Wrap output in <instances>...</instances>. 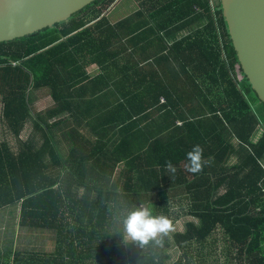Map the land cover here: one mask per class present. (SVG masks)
Returning <instances> with one entry per match:
<instances>
[{
	"label": "trees",
	"instance_id": "1",
	"mask_svg": "<svg viewBox=\"0 0 264 264\" xmlns=\"http://www.w3.org/2000/svg\"><path fill=\"white\" fill-rule=\"evenodd\" d=\"M116 1L0 43L2 112L18 137L0 144V214H19L0 241V264H264V115L255 107L264 104L238 78L221 0H139L135 13L110 21ZM93 64L108 72L120 107L115 124L84 135L77 105ZM40 91L54 109L33 107ZM29 121L34 131L20 139ZM194 145L206 161L198 174L186 170ZM141 205L172 224L180 205L190 219L162 246H141L123 231ZM46 234L54 249L32 245Z\"/></svg>",
	"mask_w": 264,
	"mask_h": 264
},
{
	"label": "water",
	"instance_id": "2",
	"mask_svg": "<svg viewBox=\"0 0 264 264\" xmlns=\"http://www.w3.org/2000/svg\"><path fill=\"white\" fill-rule=\"evenodd\" d=\"M96 0H0V43L69 20ZM240 69L264 104V0H221Z\"/></svg>",
	"mask_w": 264,
	"mask_h": 264
},
{
	"label": "rangeland",
	"instance_id": "3",
	"mask_svg": "<svg viewBox=\"0 0 264 264\" xmlns=\"http://www.w3.org/2000/svg\"><path fill=\"white\" fill-rule=\"evenodd\" d=\"M216 2H218V0H216ZM140 6H142V5H141V3H139V0H117L116 3H113V5L109 9V11H107L106 15L109 16L110 21L111 20L112 21L113 20H121V19L131 15V13L133 12V9L139 10ZM186 31L187 30H185V32ZM237 73H238L239 80H243L244 75H243L239 65L237 66ZM36 99H37V101L35 102V107H36V110L38 113H45L49 109H51L52 99L50 98L48 91L38 92V94L36 95ZM255 107L257 108V110L259 111V113L261 115L262 114L264 115V108L260 103H258ZM2 121H5V119L2 116V98L0 97V139H5L11 145L17 144L18 139L9 133L6 124L3 125L1 123ZM65 128H67V127H65ZM33 131H34V127L26 125L21 137L25 140L28 138V136L32 135ZM61 131L65 132L66 130H61ZM183 206H185V205H183ZM173 210H174L176 215L177 214H180V215L177 218V220L174 219L173 230H171L170 232L173 233L176 231H183L185 229V223L190 219V217H186L185 215H182L183 214L182 212H184L185 208L182 211L180 205L174 206ZM12 219L18 220L19 214H14V212H12L10 210H8L6 212L4 211L3 213L0 214V237H1L0 241L2 239L3 243H4V236L6 233V229H7L8 233L10 232V224H11ZM19 236H20V234H19ZM27 236L31 242V236H29L28 234L26 235V237H23V241L25 239V241L28 242ZM215 237H216L215 242L218 246V250L220 252H223V247L225 246V242H224V238L222 236V233L220 231H218V233L216 234ZM34 242L35 243L37 242L36 246L40 249H43V248L54 249V243L52 241V237L50 236V234H46L44 236L36 235L33 237V244L32 245H35ZM0 248H1V245H0ZM30 248H32V247L30 246ZM189 254L195 255V257L197 256L195 251H191ZM191 261L193 264H197L196 261H194L193 259H191ZM222 261L224 262V259Z\"/></svg>",
	"mask_w": 264,
	"mask_h": 264
},
{
	"label": "crops",
	"instance_id": "4",
	"mask_svg": "<svg viewBox=\"0 0 264 264\" xmlns=\"http://www.w3.org/2000/svg\"><path fill=\"white\" fill-rule=\"evenodd\" d=\"M137 10L138 9L136 10L133 9V12L135 13ZM191 30L192 29H189L186 32L185 31L182 32L181 36L187 34ZM137 58L138 57H136V59ZM125 59L129 60V55L121 54L120 60H125ZM86 71L88 72L87 75L89 81H86L87 83L86 88H80L79 95L81 100L77 105V109L79 111L78 119L84 121V123L87 125V129L84 130L81 129L82 130L81 133H83L84 135H89L88 132L91 131L90 129L91 126H94L95 128L97 124L99 125V123L104 125H110L116 123V120L118 119L117 111L119 110L120 107V103L118 99V97H120V94L119 91L113 88V85L108 81L109 78V76L107 75L108 72L104 73L102 67H100L98 64H93L90 67H87ZM109 71H111V69ZM96 78L98 79L101 78L102 80L95 81ZM107 93L109 95H107ZM33 105H34L33 107H35V104ZM55 106L56 104L52 100V107L51 109H49V111L54 109ZM2 111H3V104H2ZM2 116H3V112H2ZM68 118L75 119L71 115H68ZM1 123L5 125V121H2ZM26 125L34 127V122L29 121L27 122ZM178 125L181 126L180 123H178ZM22 133L19 135L20 139H23L21 137ZM11 135L14 136L13 134ZM94 135L93 137H89V138L93 143H96V138ZM14 137L18 139L17 136ZM29 137L30 136H28V138ZM3 143L10 144L5 139H0V144ZM124 170H126V166L122 164L119 165L116 172L117 173L123 172Z\"/></svg>",
	"mask_w": 264,
	"mask_h": 264
},
{
	"label": "clouds",
	"instance_id": "5",
	"mask_svg": "<svg viewBox=\"0 0 264 264\" xmlns=\"http://www.w3.org/2000/svg\"><path fill=\"white\" fill-rule=\"evenodd\" d=\"M162 103H166V100L163 99ZM203 152L200 145H194L191 151L187 152L186 170L188 172L198 174L203 170L206 164ZM164 167L173 175L177 171L171 160L166 161ZM171 230H173L171 219L163 215L153 216L151 209L143 205L129 212L123 219L125 237L138 242L141 246L148 244L149 241H155L162 246L163 236L168 235Z\"/></svg>",
	"mask_w": 264,
	"mask_h": 264
}]
</instances>
